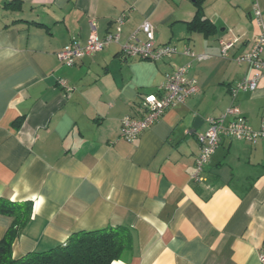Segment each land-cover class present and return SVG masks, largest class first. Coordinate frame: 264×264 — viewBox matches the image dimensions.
I'll list each match as a JSON object with an SVG mask.
<instances>
[{"label": "crops", "instance_id": "1", "mask_svg": "<svg viewBox=\"0 0 264 264\" xmlns=\"http://www.w3.org/2000/svg\"><path fill=\"white\" fill-rule=\"evenodd\" d=\"M11 1L0 0V197L33 203L13 256L64 244L77 231L126 225L133 248L112 264H262L264 139L223 137L204 179L192 175L207 118L235 105L254 129L264 121V77L253 91L231 92L256 73L235 57L261 33L253 6L264 21V0H203L216 26L207 36L188 28L192 0ZM124 12L119 42L73 66L60 61L73 38L88 40L92 22L104 37ZM146 20L156 43L177 47L171 59L122 53ZM229 40L223 57L221 42ZM186 46L207 57L183 54ZM186 63L199 93L134 141L120 137L123 117L138 116L143 96L157 93L174 64ZM10 220L0 213V241Z\"/></svg>", "mask_w": 264, "mask_h": 264}, {"label": "built area", "instance_id": "2", "mask_svg": "<svg viewBox=\"0 0 264 264\" xmlns=\"http://www.w3.org/2000/svg\"><path fill=\"white\" fill-rule=\"evenodd\" d=\"M253 13L261 33L257 37L252 49L235 57L238 64L246 63L256 70L252 78L237 82L231 89L234 96L242 91H253L257 88L258 82L264 77V21L263 11L258 2L254 3ZM127 19V13L116 20L115 29L104 37H99L97 27L91 23L92 32L85 43L73 38L60 52L58 58L68 66H73L76 62L88 55H93L102 51L112 43L119 42L123 25ZM155 26L148 20L144 21L137 32L123 45L122 53L126 57H139L151 61H161L171 59L178 53L176 46L171 44H158L155 42ZM142 32L144 38L138 35ZM221 54L223 57L229 56V50L234 45V40L222 41ZM183 54L193 59L202 60L207 55L196 54L189 46L183 50ZM191 63L183 65L174 64L172 71L166 74L165 81L160 85L157 93H150L143 96L139 106L138 116L135 114L126 115L122 119L120 137L127 141H134L141 133L158 122L165 112L178 104L186 101L199 93L200 87L195 78L189 76ZM61 85L67 90H71L66 81H61ZM209 128L205 133L197 136L200 143V151L195 159V170L192 179L196 182L204 179L203 173L210 158L215 153L223 137L237 140H248L256 142L264 139V121L260 129H254L249 124L247 118L242 114L239 107L232 105L219 117L207 118ZM260 261L264 264V250L260 253Z\"/></svg>", "mask_w": 264, "mask_h": 264}, {"label": "trees", "instance_id": "3", "mask_svg": "<svg viewBox=\"0 0 264 264\" xmlns=\"http://www.w3.org/2000/svg\"><path fill=\"white\" fill-rule=\"evenodd\" d=\"M202 1H195V16L187 24L191 31L207 36L216 32V26L205 17ZM7 5L17 6V0ZM32 208V201H11L0 197V213L11 219L0 241V264H112L133 248L132 230L126 225H118L77 231L64 244L15 258L12 254L14 241L30 220Z\"/></svg>", "mask_w": 264, "mask_h": 264}, {"label": "water", "instance_id": "4", "mask_svg": "<svg viewBox=\"0 0 264 264\" xmlns=\"http://www.w3.org/2000/svg\"><path fill=\"white\" fill-rule=\"evenodd\" d=\"M193 2H195L196 0H192ZM200 122H202L201 118L200 117H197L195 119V122H194V125H193V129L196 130L199 126H200Z\"/></svg>", "mask_w": 264, "mask_h": 264}]
</instances>
